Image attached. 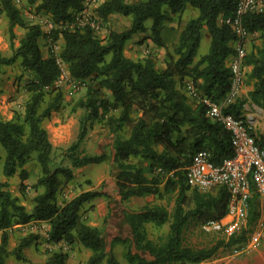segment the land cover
<instances>
[{
    "label": "trees",
    "instance_id": "1",
    "mask_svg": "<svg viewBox=\"0 0 264 264\" xmlns=\"http://www.w3.org/2000/svg\"><path fill=\"white\" fill-rule=\"evenodd\" d=\"M36 4L38 12L48 14L61 28L55 30L53 39L63 42L60 60L67 66L72 79H89L85 96L76 107L83 111L79 133L68 148V159L73 169L103 163L106 154H87L79 151L90 121H103L114 136L112 162L117 169L115 186L122 203L133 197L154 196L159 201H173L172 210L160 204H147L141 210L125 215L131 237H116L111 247L124 246L127 264H201L222 247H236L246 242L247 230L232 234L210 247H192L185 243L184 233L191 223L202 225L219 221L227 214L229 195L226 188L214 186L212 191L200 192L186 181V168L194 155L206 150L210 160L219 164L233 154L230 133L206 115V108L189 100L183 91V82L190 78L202 97L219 101L230 88L229 62L235 54L231 43L235 35L231 28L219 24L220 17L231 16L237 0H104L96 8L98 19L106 20L111 14L131 18L129 29L112 31L99 39L89 25L76 27L77 14L83 10L85 0H27ZM0 14L8 20L10 34L15 26L25 32L10 57L0 53V67L16 62L25 72L32 74L27 86L30 94L24 105L22 117L3 120L0 116V145L5 151L3 175L6 178L17 172L21 187L27 179L24 166L32 153L40 169L35 189L40 190L32 199L28 212L20 199L11 195L7 183H0V264L9 256L16 261L33 264L23 254L35 237L23 238L9 251L7 229L30 222H47L50 241L81 244L91 252L85 264H120L111 250H106L104 230L82 220L83 206L98 198L110 200L105 191H85L69 201L59 204L57 194L60 179L71 181L72 168L52 165V144L43 122L56 111L60 94L44 106L45 97L54 82L62 75L60 63L54 54L44 58L39 40L41 27L26 22L12 0H0ZM196 12L181 30L174 55L165 68L158 69L151 58L132 60L124 55V46L134 34L145 33L151 20L154 42L162 46L160 32L173 16L187 9ZM243 28L251 35L258 34L260 46L245 54L243 63L250 68L245 73L253 81L248 97L264 113V11L248 12L242 17ZM205 30L210 38L209 51L197 58ZM109 58V59H108ZM197 58V60H196ZM245 97L241 96L225 109L236 119L243 116ZM255 143L264 150V129L256 134ZM140 159L148 166L131 163ZM156 170H159L156 174ZM164 182L163 185H161ZM257 195L248 200L249 226L259 217ZM160 228L168 225L165 237L149 238L147 226ZM68 256L55 253L47 264H67Z\"/></svg>",
    "mask_w": 264,
    "mask_h": 264
},
{
    "label": "rangeland",
    "instance_id": "2",
    "mask_svg": "<svg viewBox=\"0 0 264 264\" xmlns=\"http://www.w3.org/2000/svg\"><path fill=\"white\" fill-rule=\"evenodd\" d=\"M104 0H85L83 10L77 15L84 13L87 17L97 23L98 28L95 34L99 39H105L112 32H121L129 29L131 24L130 17H124L119 14H111L104 21L96 16V8ZM13 5L20 11L22 18L30 23L37 24L41 27L42 37L39 40L41 53L44 58L52 53L57 58L62 69V75L54 82L52 90L46 95L44 106L54 101L56 94H60V103L56 111H53L51 117L43 122V127L47 130L49 141L52 144L51 160L52 165L72 168L67 157L68 148L77 139L79 133V121L83 116V111L79 110L75 105L79 99L85 96L89 79L77 80L69 76L67 66L61 62L59 56L62 50L63 42L61 39L54 40L53 33L61 28V23L55 24L48 14L38 12L36 4H29L27 0H12ZM1 9V6H0ZM195 13V14H194ZM196 12L187 9L180 15L173 16L171 21L166 22L160 32V40L162 46L154 42L151 32V20L146 21L149 28L145 33L134 34L124 46V55L134 61L151 58L156 68L163 69L170 58H176L174 48L176 46L178 36L185 24L193 17ZM219 24H221L219 20ZM13 37L10 34L8 20L3 14H0V53L5 57H10L14 48L19 45L20 39L24 35V30L18 26L13 29ZM258 34H251L247 38L245 50L248 53L253 47L260 46ZM210 38L205 30L202 32V40L198 49L197 58L207 54L209 51ZM231 47L235 52V44L231 43ZM196 58V60H197ZM109 59V58H108ZM32 74L25 72L23 68L16 62L11 66L0 67V116L3 120H10L13 116L22 117L24 113V105L29 98L27 86L32 79ZM253 89V81L244 79L243 88ZM252 89L250 91H252ZM246 92V101L243 105L244 114H250L244 119L252 124V130L256 134L260 133L261 117L263 111L252 104ZM243 89L242 93L243 94ZM244 97V96H243ZM261 110L255 111V110ZM254 116V118H253ZM87 133L84 140L80 144L79 151L87 154H106V160L103 163L91 164L78 169H73L74 178L71 181L60 179V185L57 194L59 204L69 201L73 197L82 192L95 190L105 191L110 195V200L98 198L85 204L80 211L82 220L87 224L101 228L104 230L103 236L106 243V250H111L120 264H127L124 259L125 249L121 244L111 247L114 238H130L131 233L125 222V215L129 212L141 210L147 204H160L172 210L173 201H159L154 196L133 197L127 202L120 201L116 186L115 176L117 169L112 162L113 155V139L114 136L109 132L103 121L93 120L86 125ZM70 137L65 142L68 133ZM36 154L32 153L31 160L24 166L27 171V179L23 182L24 189L21 187V179L17 172L14 176L6 178L3 175V164L5 160V151L0 145V183H7V190L12 196L20 199L22 205L29 212L32 209V199L40 192L35 189L37 178L40 175L39 166L35 160ZM132 164L142 167L145 173H148V166L140 159H132ZM156 170V174L159 173ZM164 182L161 184L163 185ZM215 187L199 190L200 192L212 191ZM259 217L255 222L247 225L248 208L239 222L233 229L225 228L219 232H205L201 226L191 223L184 233L185 243L192 247H210L217 241L227 239L232 234H238L240 231L247 230L246 242L236 247H222L211 259L201 264H264V201L258 200ZM47 222H30L25 225H16L7 229L9 251H12L20 241L28 236L35 237L32 244L23 250V254L33 264H47L51 255L61 253L68 256L67 264H85L91 255L88 249L81 244L75 242L68 244L65 241L53 243L50 241L46 227ZM49 225V224H48ZM50 226V225H49ZM35 227V229H33ZM36 232H32V231ZM147 231L149 238L156 240L159 237H165L168 231V225L160 228L148 225ZM1 239V232H0ZM5 264H28L18 262L13 256L6 259ZM104 264V263H103Z\"/></svg>",
    "mask_w": 264,
    "mask_h": 264
},
{
    "label": "built area",
    "instance_id": "3",
    "mask_svg": "<svg viewBox=\"0 0 264 264\" xmlns=\"http://www.w3.org/2000/svg\"><path fill=\"white\" fill-rule=\"evenodd\" d=\"M264 11V0H237L234 13L222 19L221 24L231 28L235 35V54L229 62L231 70L230 88L225 97L214 101L202 97L192 79L183 82V91L190 101L200 103L206 108V115L212 121L220 123L231 136L233 154L231 157L214 164L206 150L197 152L186 168V181L191 188L198 190L213 186L226 188L229 200L226 216L219 221H208L201 225L205 232H219L225 228L233 229L247 211V203L252 194L264 201V150L256 143L252 135V124L226 114L225 109L242 95L246 66L243 63L246 54L245 45L249 33L242 26V17L248 12ZM76 27L91 26L97 29V23L84 13L77 16Z\"/></svg>",
    "mask_w": 264,
    "mask_h": 264
},
{
    "label": "crops",
    "instance_id": "4",
    "mask_svg": "<svg viewBox=\"0 0 264 264\" xmlns=\"http://www.w3.org/2000/svg\"><path fill=\"white\" fill-rule=\"evenodd\" d=\"M194 14H195V13H194ZM222 19H223V18L220 17V18L218 19V22H219V20H220V22H221ZM230 61H231V59H230ZM249 70H250V68L246 67V70H245V71L248 72ZM251 89H252V88H250V87H247L246 90L243 88V92H244L243 94H244V95H242V96H244V97L246 98V97H247V96H246V92L250 91ZM255 111H256V112H257V111L262 112L261 110H257V109H256ZM244 116L248 119L249 116H251V115L245 113ZM253 118H254V116H253ZM260 120H261L260 125H261L262 127H260L259 130H260V133H261V132L263 131V129H264V113H263V116L261 117ZM64 133H68V136L66 137V139H65L64 141H61L60 138H59V142H65V141L70 137V132H69V131L65 130ZM39 223H40V222H39ZM42 223H44V222H42ZM46 225H47V227H46L47 232H50V226H49L48 224H46ZM33 229H35V227H34ZM36 231H37V230H36ZM36 231L33 230L32 232H36Z\"/></svg>",
    "mask_w": 264,
    "mask_h": 264
}]
</instances>
